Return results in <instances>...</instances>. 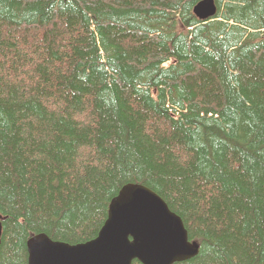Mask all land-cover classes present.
<instances>
[{
  "label": "trees",
  "instance_id": "16d2710c",
  "mask_svg": "<svg viewBox=\"0 0 264 264\" xmlns=\"http://www.w3.org/2000/svg\"><path fill=\"white\" fill-rule=\"evenodd\" d=\"M200 1L0 0V264L94 239L128 183L200 245L175 264H264V0Z\"/></svg>",
  "mask_w": 264,
  "mask_h": 264
},
{
  "label": "water",
  "instance_id": "95a60500",
  "mask_svg": "<svg viewBox=\"0 0 264 264\" xmlns=\"http://www.w3.org/2000/svg\"><path fill=\"white\" fill-rule=\"evenodd\" d=\"M216 0L194 8L201 20L217 14ZM2 223L0 216V246ZM28 264H175L196 257L200 245L190 240L183 219L151 188L128 183L110 203L97 237L70 244L45 233L27 242Z\"/></svg>",
  "mask_w": 264,
  "mask_h": 264
}]
</instances>
